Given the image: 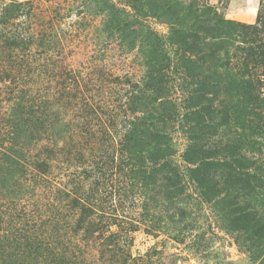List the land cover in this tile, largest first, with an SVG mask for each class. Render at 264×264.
I'll list each match as a JSON object with an SVG mask.
<instances>
[{"label": "rangeland", "instance_id": "obj_1", "mask_svg": "<svg viewBox=\"0 0 264 264\" xmlns=\"http://www.w3.org/2000/svg\"><path fill=\"white\" fill-rule=\"evenodd\" d=\"M14 1L0 264H264L263 109L224 69L262 0Z\"/></svg>", "mask_w": 264, "mask_h": 264}, {"label": "trees", "instance_id": "obj_2", "mask_svg": "<svg viewBox=\"0 0 264 264\" xmlns=\"http://www.w3.org/2000/svg\"><path fill=\"white\" fill-rule=\"evenodd\" d=\"M261 9L258 15V20L254 25L239 24L237 22H230L231 26L237 29V33H241V36L248 39L247 47H241L244 55L240 56V60L229 61L224 69L229 68L231 71V81L238 88L240 96H244V99L250 103L256 104L259 108L263 109L264 114V2H261ZM196 9L202 12L205 8ZM217 16V12H215ZM29 14L28 6L26 2L22 1H8L2 4L0 7V50L8 48L14 49V51L26 50L31 44V38L22 31H15L13 29L7 30L9 24L15 18H19L20 15ZM23 22L18 24L19 27L23 26ZM245 36V37H244ZM21 48V49H20ZM13 51V52H14ZM237 59V57H234ZM236 62V63H235ZM236 70L235 74L232 72L231 66ZM251 65L253 67H251ZM223 65L221 64V67ZM223 68V67H222ZM259 86V87H257ZM244 128L249 131L252 130V122L244 120ZM252 132V131H251ZM254 132V131H253Z\"/></svg>", "mask_w": 264, "mask_h": 264}, {"label": "bare ground", "instance_id": "obj_3", "mask_svg": "<svg viewBox=\"0 0 264 264\" xmlns=\"http://www.w3.org/2000/svg\"><path fill=\"white\" fill-rule=\"evenodd\" d=\"M249 14V13H248Z\"/></svg>", "mask_w": 264, "mask_h": 264}]
</instances>
